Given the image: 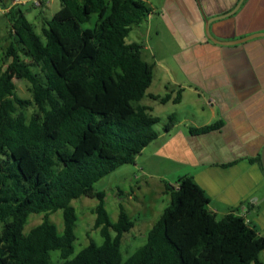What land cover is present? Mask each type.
<instances>
[{
  "label": "trees",
  "instance_id": "16d2710c",
  "mask_svg": "<svg viewBox=\"0 0 264 264\" xmlns=\"http://www.w3.org/2000/svg\"><path fill=\"white\" fill-rule=\"evenodd\" d=\"M60 11L38 33L23 7L9 9L8 41L0 56V264H264V236L234 213L222 218L191 176L167 186L171 204L147 242L126 261L122 240L135 222L124 208L113 222L105 192L94 186L159 138L161 119L145 98L167 103L180 96L149 95L154 67L143 45L129 44L147 20L146 0H59ZM97 19L92 27V16ZM5 66L7 68L5 69ZM14 78L30 84L31 99L17 94ZM35 107L40 117L19 109ZM168 117L164 131L176 125ZM222 123L192 130L202 134ZM261 163V155L256 159ZM252 162H254L252 160ZM97 198L94 230L104 239L75 254L78 221L72 202ZM63 210L64 232L49 216ZM31 214L45 220L28 233ZM75 254V256H74Z\"/></svg>",
  "mask_w": 264,
  "mask_h": 264
},
{
  "label": "crops",
  "instance_id": "0c3cea01",
  "mask_svg": "<svg viewBox=\"0 0 264 264\" xmlns=\"http://www.w3.org/2000/svg\"><path fill=\"white\" fill-rule=\"evenodd\" d=\"M55 1L43 0L39 8L47 12ZM146 1L152 12L139 25L145 41L152 39L153 31L160 36L163 28L158 26L162 24L176 44L169 55L178 72L173 78L166 66L164 73L169 75L161 79L163 85L152 89V83L148 93L161 97L169 94L172 99L180 96L181 100L176 104L173 100L161 103L149 99L154 104L176 106L187 101L192 113L159 135L158 139H167L158 147V156L173 151L181 167L191 168L183 175L194 178L206 192L209 208L218 218L234 213L264 236V169L262 162L256 161L264 147V37L233 46L219 45L207 38L205 18L227 15L241 0ZM33 3L34 0H0L1 53L2 42L8 40L9 9L16 5L26 8L28 18ZM60 9L46 20L53 19ZM211 33L221 42L264 33V0H244L234 14L213 22ZM142 39L137 33L132 42H127L141 44L147 51ZM145 105L153 109V104ZM216 123L222 124L207 133H192Z\"/></svg>",
  "mask_w": 264,
  "mask_h": 264
},
{
  "label": "rangeland",
  "instance_id": "374dc122",
  "mask_svg": "<svg viewBox=\"0 0 264 264\" xmlns=\"http://www.w3.org/2000/svg\"><path fill=\"white\" fill-rule=\"evenodd\" d=\"M149 1V0H148ZM151 1V0H150ZM155 1V0H153ZM28 19L33 24L35 30L41 34L44 22L47 18H51L53 12L61 8L59 0L49 8L47 12L42 8L36 7L33 4L29 6ZM26 10V8H25ZM58 13V12H57ZM56 13V14H57ZM97 19L96 15L92 16V20L87 24L92 27ZM144 23V22H143ZM162 33L160 36H155L152 32V39L146 40V35L141 31V27L135 26L133 32L128 37V42H132L137 33L142 35L144 44L148 46L147 51H143V60L154 67V85L153 88L160 87L161 79H165L170 74L173 78L178 75L172 64V59L169 54L175 51V42L171 39L168 32L162 24ZM155 28H158L154 24ZM144 28V27H143ZM5 30L1 31L3 34ZM9 41L2 42V47L6 48ZM1 45V44H0ZM3 48V49H4ZM144 49V48H143ZM1 56V52H0ZM169 67V74L164 73L165 67ZM7 66H5V69ZM160 78V79H159ZM17 85V94L23 99H31L30 84L26 80H18L14 78ZM158 87V88H160ZM151 90L149 89V92ZM143 104H153V115L160 118L161 121L156 125V130L160 134L164 133L165 124L168 122V117L172 114L176 116V121L182 120L187 115H192L188 109L189 103L186 101L180 106L174 104H160L150 100L148 97L143 100ZM207 104V101H204ZM20 111L24 112L28 118L40 117L41 113L35 107H27ZM167 138H161L145 148L139 156H137L134 164H128L120 167L115 172L103 178L95 184L96 192H105V207L113 222H117L123 207L130 218L135 222V227L126 233L122 240V255L124 261L130 258L137 249L147 242V237L150 230L158 222L164 213L165 209L171 204L170 192H165V185H173L184 173H189V167H181L176 162L173 151H169L164 155L158 156V147L166 141ZM184 176V175H183ZM99 204L97 198H89L82 196L72 202L75 207L78 221L76 223L75 233L77 241L75 243V254L89 245L90 241H95L101 245L104 242L99 230H94L96 214L94 209ZM45 220L44 214H31L28 223L25 227V232L28 233L32 228L38 226ZM51 223L55 224L60 235L64 232V216L63 210H59L49 216ZM74 254V256H75ZM53 264H59L60 254L58 251L51 253ZM260 259L264 262V251L260 255Z\"/></svg>",
  "mask_w": 264,
  "mask_h": 264
},
{
  "label": "water",
  "instance_id": "95a60500",
  "mask_svg": "<svg viewBox=\"0 0 264 264\" xmlns=\"http://www.w3.org/2000/svg\"><path fill=\"white\" fill-rule=\"evenodd\" d=\"M244 0H241L239 2V4L237 5V7L235 8L234 11H232L231 13L227 14V15H224V16H220V17H216V18H212V19H207L205 18V33H206V36L207 38L212 41L213 43H216V44H219V45H224V46H233V45H238V44H242V43H245L249 40H252L254 38H260V37H264V33H258V34H253L251 36H248L246 38H243V39H240V40H237V41H229V42H221L217 39L214 38V36L212 35L211 33V24L213 22H216L218 20H222L224 18H227L228 16L234 14L240 7V5L242 4ZM261 162H262V166H263V169H264V147L261 151Z\"/></svg>",
  "mask_w": 264,
  "mask_h": 264
},
{
  "label": "built area",
  "instance_id": "2783aa9c",
  "mask_svg": "<svg viewBox=\"0 0 264 264\" xmlns=\"http://www.w3.org/2000/svg\"><path fill=\"white\" fill-rule=\"evenodd\" d=\"M13 1H14V3H23V0H13ZM34 5L36 7H42L43 6V0H34Z\"/></svg>",
  "mask_w": 264,
  "mask_h": 264
}]
</instances>
